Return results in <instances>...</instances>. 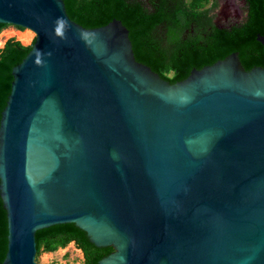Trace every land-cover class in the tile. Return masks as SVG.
I'll list each match as a JSON object with an SVG mask.
<instances>
[{
	"label": "water",
	"instance_id": "obj_1",
	"mask_svg": "<svg viewBox=\"0 0 264 264\" xmlns=\"http://www.w3.org/2000/svg\"><path fill=\"white\" fill-rule=\"evenodd\" d=\"M0 24L35 37L0 124L3 264L68 224L113 248L99 264H264L263 67L169 85L121 21L85 29L63 0H0Z\"/></svg>",
	"mask_w": 264,
	"mask_h": 264
},
{
	"label": "trees",
	"instance_id": "obj_2",
	"mask_svg": "<svg viewBox=\"0 0 264 264\" xmlns=\"http://www.w3.org/2000/svg\"><path fill=\"white\" fill-rule=\"evenodd\" d=\"M68 16L85 29H96L119 20L130 32L136 60L157 73L169 85L186 80L201 70L238 53L247 71L264 68V0H245L244 23L219 28L210 10L217 0H63ZM211 4L210 9L207 6ZM9 26L0 24V35ZM19 30H22L18 28ZM15 39L0 50V124L13 81L12 69L31 50ZM36 256L55 253L71 243L82 252L83 264H99L113 248H98L74 224L58 225L36 232ZM8 252V218L0 195V264Z\"/></svg>",
	"mask_w": 264,
	"mask_h": 264
},
{
	"label": "rangeland",
	"instance_id": "obj_3",
	"mask_svg": "<svg viewBox=\"0 0 264 264\" xmlns=\"http://www.w3.org/2000/svg\"><path fill=\"white\" fill-rule=\"evenodd\" d=\"M224 2H219L217 8L213 11V16L215 17L214 22L219 28H227L232 26L233 21L231 20V16L235 14V10L242 9V0H230L228 3L229 8L225 9L229 14L225 17H228V22L225 23V17H223V11L220 4ZM209 7V6H207ZM12 32L11 35L4 40V42L15 39L16 41H21L17 38V34L24 33V31L19 30L14 26H9L3 32ZM14 33V34H13ZM17 33V34H16ZM13 34V35H12ZM35 40V37L32 36L31 40L27 44H23L24 46H29L32 41ZM5 42V44H6ZM4 44V46H5ZM0 47V50L4 48ZM37 264H83V255L82 252L76 248L74 243H71L67 248L60 249L55 253H43L39 257H37Z\"/></svg>",
	"mask_w": 264,
	"mask_h": 264
},
{
	"label": "flooded vegetation",
	"instance_id": "obj_4",
	"mask_svg": "<svg viewBox=\"0 0 264 264\" xmlns=\"http://www.w3.org/2000/svg\"><path fill=\"white\" fill-rule=\"evenodd\" d=\"M219 2L220 3L224 2V3L219 5V6H221L222 11H223V15L222 16L225 17V16H227L229 14L225 9L229 8L228 3L230 2V0H217L216 7H214L213 9L210 10V16L212 17V23L215 26H217V25L214 22L215 17L213 16V11L217 8ZM242 4H243L242 9L235 10V14L231 16V20L233 21V23H232L233 25L232 26L240 25V24L244 23L246 18H247V15H248V13H247V3H246L245 0H242ZM208 6L209 7H207V8L210 9L211 4H209ZM227 18L228 17L224 18L225 19V23L228 22Z\"/></svg>",
	"mask_w": 264,
	"mask_h": 264
},
{
	"label": "bare ground",
	"instance_id": "obj_5",
	"mask_svg": "<svg viewBox=\"0 0 264 264\" xmlns=\"http://www.w3.org/2000/svg\"><path fill=\"white\" fill-rule=\"evenodd\" d=\"M12 33V32H11ZM11 33L10 32H3L1 35H0V47H3L4 46V44H5V42H4V40L6 39V38H8L10 35H11ZM14 34V33H13ZM12 34V35H13ZM17 34V33H16ZM17 38L21 41V43H23L24 45L25 44H27V43H29L30 42V40H31V38H32V36L31 35H29V34H27V33H21V34H17Z\"/></svg>",
	"mask_w": 264,
	"mask_h": 264
}]
</instances>
